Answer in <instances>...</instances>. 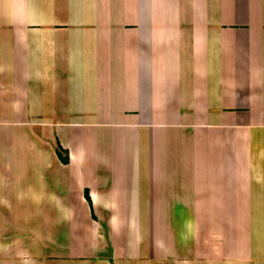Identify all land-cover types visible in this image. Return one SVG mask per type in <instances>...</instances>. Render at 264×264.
<instances>
[{
    "label": "crops",
    "instance_id": "0c3cea01",
    "mask_svg": "<svg viewBox=\"0 0 264 264\" xmlns=\"http://www.w3.org/2000/svg\"><path fill=\"white\" fill-rule=\"evenodd\" d=\"M0 264H264V0H0Z\"/></svg>",
    "mask_w": 264,
    "mask_h": 264
},
{
    "label": "trees",
    "instance_id": "16d2710c",
    "mask_svg": "<svg viewBox=\"0 0 264 264\" xmlns=\"http://www.w3.org/2000/svg\"><path fill=\"white\" fill-rule=\"evenodd\" d=\"M63 151H65L66 154H64ZM57 154H58V156L60 157V159H61L63 162H68V161H69L68 150L65 149L60 143H59L58 146H57ZM86 195H87L88 198H90V197H89L88 190L86 191Z\"/></svg>",
    "mask_w": 264,
    "mask_h": 264
},
{
    "label": "rangeland",
    "instance_id": "374dc122",
    "mask_svg": "<svg viewBox=\"0 0 264 264\" xmlns=\"http://www.w3.org/2000/svg\"><path fill=\"white\" fill-rule=\"evenodd\" d=\"M63 153L65 154V151H63Z\"/></svg>",
    "mask_w": 264,
    "mask_h": 264
}]
</instances>
